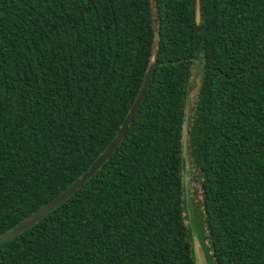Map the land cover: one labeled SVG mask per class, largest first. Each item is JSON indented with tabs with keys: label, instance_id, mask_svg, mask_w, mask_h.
Listing matches in <instances>:
<instances>
[{
	"label": "trees",
	"instance_id": "trees-1",
	"mask_svg": "<svg viewBox=\"0 0 264 264\" xmlns=\"http://www.w3.org/2000/svg\"><path fill=\"white\" fill-rule=\"evenodd\" d=\"M151 63L117 149L0 264H195L185 157L206 264H264V0H0V233L102 154Z\"/></svg>",
	"mask_w": 264,
	"mask_h": 264
},
{
	"label": "water",
	"instance_id": "water-1",
	"mask_svg": "<svg viewBox=\"0 0 264 264\" xmlns=\"http://www.w3.org/2000/svg\"><path fill=\"white\" fill-rule=\"evenodd\" d=\"M196 22H199V7L198 4H196ZM156 64L151 63L145 73L142 86L140 90L137 93L136 98L133 101V104L131 105L129 112L124 119L120 129L116 133V137L111 141V143L106 147V149L102 152V154L92 163V165L84 172V174L74 181L70 186L65 188L60 194H58L54 199L49 201L47 204H45L43 207L39 208L34 214L24 218L17 226H15L11 231L9 232H3L0 233V245L11 240L15 236L19 235L23 231L29 229L31 226L35 225L37 222L42 220L45 216H47L48 213L53 211L55 208L60 206L62 203H64L67 199H69L72 195L75 194V192L80 189L87 181H89L96 172L101 168V166L110 158V156L113 154V152L117 149L118 145L124 138L125 134L128 131L129 125L132 123L136 112L140 108L141 102L143 98L145 97L147 93L148 86L150 84V80L152 77V73L154 71ZM183 143H185V136L183 137ZM183 153L186 155V151L184 150ZM184 171V169H183ZM184 182V179H183ZM185 189V186H184ZM185 195V190H184ZM185 199V196H184ZM193 241V240H192ZM200 245V242H199ZM201 249V256L204 264H206L203 249L200 245ZM194 253V249H193ZM194 260L196 264L195 254Z\"/></svg>",
	"mask_w": 264,
	"mask_h": 264
},
{
	"label": "rangeland",
	"instance_id": "rangeland-1",
	"mask_svg": "<svg viewBox=\"0 0 264 264\" xmlns=\"http://www.w3.org/2000/svg\"><path fill=\"white\" fill-rule=\"evenodd\" d=\"M189 90L191 98L192 90L191 88ZM183 179L185 186L186 224L191 232L196 264H204L200 253L201 249L198 237V233H200V231L202 230L199 224V219L201 217L199 213L201 203L200 180L196 171L186 157L184 159Z\"/></svg>",
	"mask_w": 264,
	"mask_h": 264
}]
</instances>
